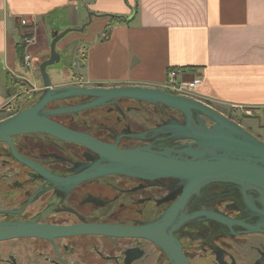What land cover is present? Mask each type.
Wrapping results in <instances>:
<instances>
[{"label": "flooded vegetation", "instance_id": "flooded-vegetation-1", "mask_svg": "<svg viewBox=\"0 0 264 264\" xmlns=\"http://www.w3.org/2000/svg\"><path fill=\"white\" fill-rule=\"evenodd\" d=\"M66 85L84 84L75 81L61 86ZM42 89L32 87L18 111L36 103ZM91 99L80 96L46 108L74 106ZM18 111L10 109L13 114ZM50 118L124 149L154 141L158 145L186 142L156 140L161 135L154 136L152 131L174 118L183 121L179 111L132 98ZM207 123L212 122L207 119ZM97 157L81 144L44 132L13 134L0 140V226L51 230L90 225L149 227L181 196L176 187L179 181L174 178L146 180L120 173H85ZM258 197L226 182L209 183L190 196L180 213V225L172 232L190 264H264V233H232V229H244L235 221L258 224L261 220ZM54 231L43 237L0 238V264H172L162 248L147 237H114L85 229L72 234Z\"/></svg>", "mask_w": 264, "mask_h": 264}, {"label": "crops", "instance_id": "crops-1", "mask_svg": "<svg viewBox=\"0 0 264 264\" xmlns=\"http://www.w3.org/2000/svg\"><path fill=\"white\" fill-rule=\"evenodd\" d=\"M83 26L59 44L64 52L83 42L82 84L161 87L170 69L183 68L203 76L194 98L248 118L257 134L232 119L264 140V0H0V120L13 114L7 81L23 66L20 38L44 42Z\"/></svg>", "mask_w": 264, "mask_h": 264}, {"label": "water", "instance_id": "water-1", "mask_svg": "<svg viewBox=\"0 0 264 264\" xmlns=\"http://www.w3.org/2000/svg\"><path fill=\"white\" fill-rule=\"evenodd\" d=\"M67 28L52 32L50 57L40 66L43 81L42 93L33 105L0 120V140L9 139L13 134L44 132L61 140L75 142L87 147L98 155L86 172L108 174L120 173L137 176L146 180L174 178L179 182V200L156 222L145 227L120 225H90L88 228L72 227L44 229L31 225H1L0 238L18 235L46 236L54 233L72 234L85 229L114 237H147L157 243L170 258L172 264H190L181 251V246L173 231L180 224V213L190 196L199 194L201 189L212 182L232 183L243 191L258 194L261 207L258 224H239L244 229H232L233 234L264 233V140L246 129L237 121L218 112L209 104L189 96L172 94L161 87L125 85L116 87H95L66 85L54 87L48 72L50 65L61 60L57 50L58 42L71 31ZM80 96L92 98L90 101L58 109H47L49 104ZM132 98L138 101L161 105L163 108L179 111L183 121L176 118L153 128L156 140L186 141L181 144L158 145L154 142L133 148H120L104 143L93 137L70 130L52 120L50 116L73 114L89 107L103 106L117 99ZM207 119L212 123L208 124ZM222 220V217H217ZM173 223V224H171ZM232 228L233 224H229ZM170 229V232L166 230Z\"/></svg>", "mask_w": 264, "mask_h": 264}, {"label": "rangeland", "instance_id": "rangeland-1", "mask_svg": "<svg viewBox=\"0 0 264 264\" xmlns=\"http://www.w3.org/2000/svg\"><path fill=\"white\" fill-rule=\"evenodd\" d=\"M69 34V33H68ZM67 36V35H66ZM65 36V37H66ZM64 37V38H65ZM62 38L57 44V50L60 52V42L64 39ZM24 37L20 38L19 45L24 46V57H25V45H24ZM52 41L51 33H48L47 38L44 42L42 39L37 38V43L31 47H29V51L32 54L31 65L27 67L22 63L18 65V69L11 74V83L12 87L9 89L11 92V105L14 106V112L18 111L25 104V96H28L32 92V87L42 88L43 81L40 73L39 66L40 64L50 57V45ZM78 46L74 49L73 46L70 48H65L64 52L61 53L60 62L50 65L48 67V72L52 79V84L54 87H59L61 85H65L68 83H73L75 81H80L82 78L80 77V73L82 72V62L84 60L85 55V47L83 42L76 43ZM71 48H73V52L75 54V63L72 61L73 56L71 52ZM85 49V50H84ZM73 62V63H72ZM7 72L5 70L0 69V75L6 78ZM15 74H20L19 77L15 78ZM42 86V87H41ZM196 90L193 92L195 94ZM14 96V98H12ZM32 96L31 100H34ZM30 100V101H31ZM231 119L234 117L237 121L241 122L247 127H250L253 131H256V134L259 132L256 127H252L250 124L251 120L242 116H230Z\"/></svg>", "mask_w": 264, "mask_h": 264}, {"label": "built area", "instance_id": "built-area-1", "mask_svg": "<svg viewBox=\"0 0 264 264\" xmlns=\"http://www.w3.org/2000/svg\"><path fill=\"white\" fill-rule=\"evenodd\" d=\"M21 24L28 25L26 19L21 20ZM25 45V57L24 64L29 67L31 65L32 54L29 51V47L37 43V38L34 36H24ZM203 83V76L196 75L192 78L188 77V74L183 68H172L168 71L167 80L161 86L162 89L182 96H194V91ZM246 114H251L250 109L244 110Z\"/></svg>", "mask_w": 264, "mask_h": 264}, {"label": "trees", "instance_id": "trees-1", "mask_svg": "<svg viewBox=\"0 0 264 264\" xmlns=\"http://www.w3.org/2000/svg\"><path fill=\"white\" fill-rule=\"evenodd\" d=\"M17 51H18V58H19L20 62L23 63V61H24V46L18 45ZM11 79L12 78L8 79V81H7L8 90L12 87Z\"/></svg>", "mask_w": 264, "mask_h": 264}, {"label": "bare ground", "instance_id": "bare-ground-1", "mask_svg": "<svg viewBox=\"0 0 264 264\" xmlns=\"http://www.w3.org/2000/svg\"><path fill=\"white\" fill-rule=\"evenodd\" d=\"M172 94H174V93H172Z\"/></svg>", "mask_w": 264, "mask_h": 264}]
</instances>
